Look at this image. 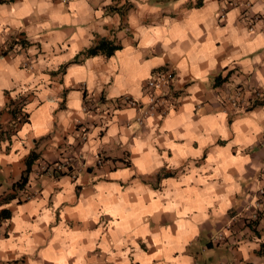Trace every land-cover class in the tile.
Returning <instances> with one entry per match:
<instances>
[{"label": "crops", "instance_id": "crops-1", "mask_svg": "<svg viewBox=\"0 0 264 264\" xmlns=\"http://www.w3.org/2000/svg\"><path fill=\"white\" fill-rule=\"evenodd\" d=\"M165 68V116L123 105ZM238 87L264 94V0L1 2L0 264H264V101L232 115Z\"/></svg>", "mask_w": 264, "mask_h": 264}, {"label": "built area", "instance_id": "built-area-1", "mask_svg": "<svg viewBox=\"0 0 264 264\" xmlns=\"http://www.w3.org/2000/svg\"><path fill=\"white\" fill-rule=\"evenodd\" d=\"M175 75L170 68H165L163 70H155L149 80L146 82L144 91L145 95L148 98L146 105L141 102L130 98L125 97L122 99L123 105L132 108L145 109L146 115H152V113H157L160 117L165 116L171 108L174 107V95H171V90H173ZM166 89V90H165ZM243 89L236 88L234 95L228 101H224V104H228L230 107L234 108L232 115H239L244 113L247 108H251L253 105L259 102L264 101V94L262 89L254 88L250 90L251 100H242ZM253 104V105H252ZM89 112L95 110L96 108L90 103ZM19 120L26 118L24 112L20 113ZM83 140L87 139V130H83L82 133ZM262 148L264 149V141L262 142ZM105 159L103 155H98L96 158V165H103ZM128 159L123 162V165H128ZM70 168L77 169L75 164L69 166ZM63 166L55 164L53 168L54 173H59L62 171ZM252 220H255V217H252Z\"/></svg>", "mask_w": 264, "mask_h": 264}, {"label": "trees", "instance_id": "trees-1", "mask_svg": "<svg viewBox=\"0 0 264 264\" xmlns=\"http://www.w3.org/2000/svg\"><path fill=\"white\" fill-rule=\"evenodd\" d=\"M4 0H0V3L3 2ZM21 43V42H19ZM118 47L111 44L110 42H107L106 40H100L96 45L90 47L89 49L85 50L84 52H82V54L79 56L80 58H86V57H91V56H95L98 54H104L106 56H110L113 54V52L115 50H117ZM225 81V79H219L218 80V84H220L221 82ZM36 159V156L34 154L30 155V157L27 159L26 161V165H27V169L25 171L26 174H24L20 181L15 185V188H22L27 181V174L29 173L31 164L33 163V161ZM252 220L250 221V224H252Z\"/></svg>", "mask_w": 264, "mask_h": 264}]
</instances>
